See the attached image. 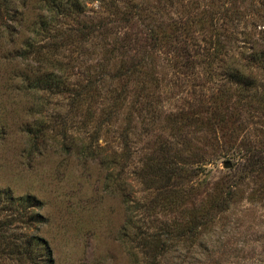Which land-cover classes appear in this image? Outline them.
Here are the masks:
<instances>
[{
  "label": "rangeland",
  "instance_id": "1",
  "mask_svg": "<svg viewBox=\"0 0 264 264\" xmlns=\"http://www.w3.org/2000/svg\"><path fill=\"white\" fill-rule=\"evenodd\" d=\"M64 54L88 67L96 56L88 42ZM189 64L174 67L165 53L152 57L150 105L156 111L152 120L157 119L142 123L138 112L132 122L126 119V144L118 139L119 122L96 125L91 112H81L63 94L44 92L37 108L30 95L5 94L0 216L41 213L29 226L49 241L56 264H139L144 236L155 229L170 236L159 264H264V174L249 173L234 154L236 145L261 146L264 133L254 114L245 108L238 116L228 113L224 123L209 124L208 113L204 124L187 126L189 147L210 159L198 171L203 182L191 193L182 191L183 197L176 198L177 182L157 175L158 147L170 129L168 114L188 110L210 91L203 68ZM6 70L1 68L0 84ZM81 137L92 141L91 149L78 148ZM97 144L107 147L100 150ZM102 155L109 156L105 162ZM220 194L225 207L193 234L180 235V223ZM173 198L180 202L170 203Z\"/></svg>",
  "mask_w": 264,
  "mask_h": 264
},
{
  "label": "trees",
  "instance_id": "2",
  "mask_svg": "<svg viewBox=\"0 0 264 264\" xmlns=\"http://www.w3.org/2000/svg\"><path fill=\"white\" fill-rule=\"evenodd\" d=\"M86 42L96 52L90 67L64 54ZM158 53H165L177 68L186 62L193 69L201 66L209 82L204 98L188 110L168 114L170 129L158 147L157 175L177 182L175 197L181 198L182 191L191 193L203 182L198 171L210 161L189 147V124H204L208 113L209 124L224 123L228 113L238 116L246 108L264 133V0H0L1 79V68L7 69L0 84V110L5 94L30 95L33 108L41 106L44 92L63 94L81 112H91L96 125L119 122L118 139L126 144V119L132 122L135 112L148 125L157 119L152 120L156 111L150 105L155 90L150 88V64ZM259 142L261 146L236 145L234 151L251 174H264V140ZM77 144L86 150L92 141L81 137ZM222 195H215L218 200L208 207L194 209L180 223L184 231L179 234H193L224 208ZM33 217L42 214L0 216V264H56L49 241L29 226ZM143 246L139 264H159L170 236L149 230Z\"/></svg>",
  "mask_w": 264,
  "mask_h": 264
},
{
  "label": "water",
  "instance_id": "3",
  "mask_svg": "<svg viewBox=\"0 0 264 264\" xmlns=\"http://www.w3.org/2000/svg\"><path fill=\"white\" fill-rule=\"evenodd\" d=\"M225 165H226V166H229V165H230V163H229V162H228V163L226 162V163H225Z\"/></svg>",
  "mask_w": 264,
  "mask_h": 264
}]
</instances>
